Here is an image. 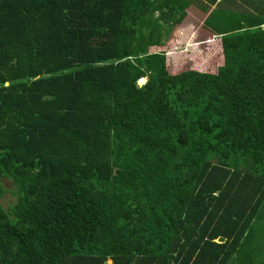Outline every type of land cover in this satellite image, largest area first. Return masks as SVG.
Listing matches in <instances>:
<instances>
[{
  "label": "trees",
  "instance_id": "trees-1",
  "mask_svg": "<svg viewBox=\"0 0 264 264\" xmlns=\"http://www.w3.org/2000/svg\"><path fill=\"white\" fill-rule=\"evenodd\" d=\"M193 2L0 0V264H264V0Z\"/></svg>",
  "mask_w": 264,
  "mask_h": 264
},
{
  "label": "rangeland",
  "instance_id": "rangeland-1",
  "mask_svg": "<svg viewBox=\"0 0 264 264\" xmlns=\"http://www.w3.org/2000/svg\"><path fill=\"white\" fill-rule=\"evenodd\" d=\"M193 1H194L193 3H195V4H198L199 2L203 3V0H193ZM193 9H194V7H193ZM205 16H206L205 14L204 15L199 14L198 17L192 16L193 22L190 21L187 24L182 23V26L179 29V34L182 36L181 38H182V40H184V42L181 41L179 45L175 46L174 52H183L186 49L191 50V49L196 48V47L204 48L202 51L203 53H201L197 57L199 59H197L196 61L192 60V62H189L188 64H182V66L180 65L179 67H177L178 69H180L179 71H181V68H182V70L197 68V70H201V71L215 72L217 67L219 65H221L223 62V54L219 53L220 52V45L219 44H216L215 51L209 49L208 45L204 46L206 44L205 43L206 41L204 40V38L206 36V33H209L202 26ZM185 27L193 28L194 32L190 33V31H186ZM185 35H186V40L183 38ZM194 38H198V39L202 38V39H200V41L197 43H192ZM211 39L218 41L220 39V35L215 34L211 37ZM205 57H207V58L209 57V58L207 59ZM201 64H203L204 66H202ZM172 66H173V64H172ZM3 186L5 187L6 190L0 195V203L3 205V207L5 209H7L9 205L14 203L15 197L11 194L12 182H10L8 180H4ZM108 262L111 263V261H108Z\"/></svg>",
  "mask_w": 264,
  "mask_h": 264
},
{
  "label": "built area",
  "instance_id": "built-area-1",
  "mask_svg": "<svg viewBox=\"0 0 264 264\" xmlns=\"http://www.w3.org/2000/svg\"><path fill=\"white\" fill-rule=\"evenodd\" d=\"M146 81V77H139L137 79V84L142 85Z\"/></svg>",
  "mask_w": 264,
  "mask_h": 264
}]
</instances>
